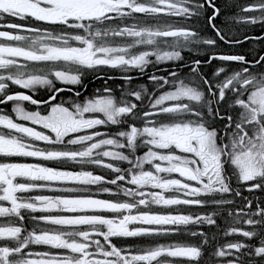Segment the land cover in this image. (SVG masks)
<instances>
[{
  "label": "snow or ice",
  "instance_id": "obj_1",
  "mask_svg": "<svg viewBox=\"0 0 264 264\" xmlns=\"http://www.w3.org/2000/svg\"><path fill=\"white\" fill-rule=\"evenodd\" d=\"M243 11L260 14L242 17L245 23L264 21V0ZM219 14L214 0H0V20L27 22L0 25L19 30L0 31L3 41L14 42H0V105L12 102L15 114V119L0 114L6 130H0L5 158L0 217L6 218L0 226V264H264V199L257 197L254 207L242 195L243 189L264 193V48L253 47L251 58L215 51L218 41L264 45V37L230 39L212 23ZM174 17L193 23L178 27ZM200 19H206L213 37L195 28ZM201 46H206L204 58L185 63L183 78L176 72L171 81L149 75L152 88L171 84L174 90L156 95L142 84L122 86L117 97L105 81L82 103H52L59 93L73 91L54 81L80 85L87 72L106 67L125 73L121 79L130 85L132 70L143 73L150 63L180 61L183 50L199 52ZM10 84L33 94L46 86L47 99L10 92ZM24 102L39 110H26ZM72 164L81 170H65ZM88 165L110 174L83 170ZM43 190L60 194L25 195ZM154 205L165 211H153ZM181 205L210 211L184 214ZM225 212L249 228L232 227L224 234L238 233L244 240L214 247L210 229L189 227L217 225L214 217ZM133 237L147 239L137 247L126 243ZM185 237L198 243L182 242Z\"/></svg>",
  "mask_w": 264,
  "mask_h": 264
},
{
  "label": "flooded vegetation",
  "instance_id": "obj_2",
  "mask_svg": "<svg viewBox=\"0 0 264 264\" xmlns=\"http://www.w3.org/2000/svg\"><path fill=\"white\" fill-rule=\"evenodd\" d=\"M259 0H214L216 6L220 9V14L216 17V19L212 22L217 25V27L222 28L226 33L229 34L230 39H243L245 36H260L264 37V21H259L255 24L245 23L241 18L242 17H250V16H259L258 12H245L244 8L249 7L255 3H258ZM207 8V4L205 5ZM212 9L208 8V14H211ZM178 27H187L191 25L193 22L189 21L187 23L184 22L181 17L172 18ZM9 22L26 24V21H20L17 18L5 17V19L0 20V25L7 24ZM38 24H42V22H37ZM195 28L200 32V34L204 37L211 38L214 36L213 30L208 26L206 19H200L195 23ZM0 31H9V32H18V29H9L6 27H0ZM23 34V33H21ZM0 42L5 43H14L9 41H3L0 39ZM219 47L215 49L217 53L223 54H233L240 53L246 54L249 58L252 56V52L250 51L253 47H255L258 51L264 48V45H261L260 41H246L244 44L239 45H228L223 43L222 41H218ZM205 47L201 46V50L197 51H188L187 49L181 52L183 57L180 61H163L159 63H150L143 73L138 69H134L131 72L127 73L134 77L131 81V84L121 77L125 75V73L121 72L118 69L111 68H102L98 73L92 72L91 74L86 73L81 77L82 83L80 85H63L58 81H54L56 87H63L65 89L71 88L73 91H63L58 94L57 100L52 101V103L63 102L66 107H71L73 103H82L85 99L91 98L94 94H96L97 89H102L105 86V81H107V86L113 88L114 94L119 97L121 87H132L137 88L138 85H145L148 87L149 92H155L156 95L166 91V90H174L171 84L165 85L163 88L154 89L151 87L152 81L149 79L150 74H155L157 76H165L170 81L174 78L170 75L171 72H176L178 77L183 78L185 74L188 72V68L185 67V63L191 64L193 59L200 58L203 59L205 55ZM260 54H264V51H260ZM152 61H155V57L150 58ZM214 63L227 64L232 63L235 65V62H220L214 61ZM207 67V66H206ZM108 77H113V79H108ZM80 92V96H76V91ZM10 92H24L25 94L33 95V98H44L47 99L48 88L46 86H37L35 94H33L29 89H22L19 86L11 85L9 87ZM23 106L26 110L34 111L39 110L37 106L31 105L29 102H24ZM43 107V106H42ZM9 114L15 119V114L12 112V102H8L7 105H0V114ZM42 114H44L42 112ZM21 123H26L28 126L36 128V130L42 129L39 125H31L30 122L18 121ZM112 129H115L117 126H111ZM101 129H106V127H100ZM0 130L6 131L0 126ZM43 130V129H42ZM37 146L43 147V142H35ZM141 155V152L137 153ZM0 162H5V158L0 157ZM8 162H24V163H42L46 166H54V162L50 161H39L35 158H10ZM122 167H126V165H121ZM69 170H75L71 167H68ZM108 176V175H105ZM250 183V182H249ZM111 187V185H109ZM113 187V185H112ZM46 190H43L44 192ZM40 193V192H39ZM26 195V194H25ZM242 195L247 196L249 199L253 201V206L255 207L256 198L264 199V193H261L259 190H253L249 192L247 189L242 190ZM237 203L241 204V198L237 197ZM6 220V218H5ZM217 225H215L216 234L220 237H225L224 233L228 231V229L234 226V220L232 217H229L227 212L223 214L222 217H216Z\"/></svg>",
  "mask_w": 264,
  "mask_h": 264
},
{
  "label": "rangeland",
  "instance_id": "obj_3",
  "mask_svg": "<svg viewBox=\"0 0 264 264\" xmlns=\"http://www.w3.org/2000/svg\"><path fill=\"white\" fill-rule=\"evenodd\" d=\"M89 74H91L92 72H87ZM0 74H3V70H0ZM102 127V126H101ZM101 131H108L106 129H101ZM38 131H45L47 133V130H42V129H39ZM89 131H92V130H89ZM112 150H115V149H112ZM142 153V152H141ZM105 160V162H110L109 161V158H103ZM114 163H119V162H114ZM69 167L75 169V170H81L82 166L80 165H75V164H72L70 165ZM145 167H148L147 165ZM65 170H69V169H65ZM83 170H90V171H93L94 174H99V175H109V171L104 169L102 166H95V165H88V166H83ZM173 178H180L178 176V174L174 173L172 174ZM180 179H183V178H180ZM93 188H95L96 186H92ZM113 190H115V187L113 186L112 187ZM31 194H47V195H57V194H60V193H53V192H50V191H44V192H40V193H30V194H26V195H31ZM94 195H96L97 198H109V199H116V197L114 196H109V194L107 193H96L94 192L93 193ZM63 195H79V193H64ZM166 195H171V193H166ZM122 199H127L125 197H121ZM179 208L184 212V214H200V215H204L206 213H208L210 211L209 208L207 207H201V206H198V205H190V206H184V205H181L179 206ZM152 210L153 211H165V209H161L159 208L158 206H152ZM171 209H167V211H170ZM136 210H134L135 212ZM36 215H40V213H36ZM214 219H216V217H214ZM4 223H6V220L5 218L3 217H0V226H2ZM39 225L40 227H51L50 225H44L43 222H39ZM234 226L232 227H237V228H244V229H248L249 226L244 224L242 221L240 222H237V221H234ZM26 226L29 227V230L31 229V225L27 224L26 222ZM135 226H139V225H135ZM130 227H133V225H130ZM190 228H193L194 230L196 231H203V232H209V229L211 230L210 231V235H215V240L213 241V246L216 247V246H221V245H225L229 242H234L236 240H244L245 238H243L242 236H240L238 233L237 234H230L228 236H223V237H218L217 236V232H216V229H215V225H212V226H209L207 224H204V225H192V226H189ZM143 239H147V238H126V243L127 244H133V243H136L137 247H140V241L143 240ZM182 242H185V243H198V238H192V237H185V238H181ZM161 242H167L165 241L163 238H161ZM33 248L34 251H43L47 248V246H31ZM205 255H207V253L205 252Z\"/></svg>",
  "mask_w": 264,
  "mask_h": 264
}]
</instances>
